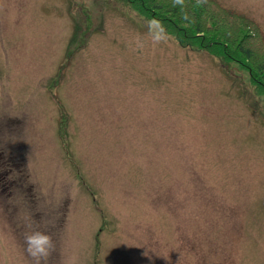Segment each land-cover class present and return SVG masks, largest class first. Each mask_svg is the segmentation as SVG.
Returning <instances> with one entry per match:
<instances>
[{
	"label": "rangeland",
	"instance_id": "obj_1",
	"mask_svg": "<svg viewBox=\"0 0 264 264\" xmlns=\"http://www.w3.org/2000/svg\"><path fill=\"white\" fill-rule=\"evenodd\" d=\"M216 1L264 35V0ZM147 21L0 0V264H33L32 230L47 264H264V94Z\"/></svg>",
	"mask_w": 264,
	"mask_h": 264
},
{
	"label": "trees",
	"instance_id": "obj_2",
	"mask_svg": "<svg viewBox=\"0 0 264 264\" xmlns=\"http://www.w3.org/2000/svg\"><path fill=\"white\" fill-rule=\"evenodd\" d=\"M109 2L131 8L146 20L153 17L162 20L181 48L207 52L223 66H228L227 63H239L248 72L254 95L260 97L264 94V35L258 30L256 23L243 13L227 9L216 0H207L202 7L193 8L191 4L194 0H190L189 11L194 22L188 24L180 19L178 9L172 7V0ZM69 9L78 16L69 42L72 47L78 32L83 31L82 42L85 39L87 32L81 28L79 22L81 18L83 21L87 20L89 13L86 7L77 2L70 3ZM73 49L68 51L67 60L76 51ZM8 167L6 173L12 174V167Z\"/></svg>",
	"mask_w": 264,
	"mask_h": 264
},
{
	"label": "clouds",
	"instance_id": "obj_3",
	"mask_svg": "<svg viewBox=\"0 0 264 264\" xmlns=\"http://www.w3.org/2000/svg\"><path fill=\"white\" fill-rule=\"evenodd\" d=\"M207 0H194L191 4L193 8L202 7ZM190 0H172V7L178 9L180 19L188 24L193 23V17L189 11ZM147 39L153 47L167 44L171 38L165 24L162 20L153 17L147 21ZM144 43L139 38L136 41V48L133 50L143 49ZM31 229L32 225H28ZM24 243L26 252L32 258L33 264H47L49 257L55 251V243L52 237L45 232L32 230L25 233Z\"/></svg>",
	"mask_w": 264,
	"mask_h": 264
}]
</instances>
